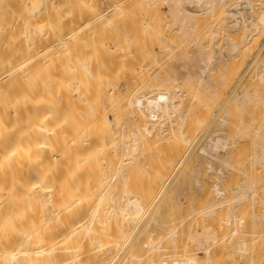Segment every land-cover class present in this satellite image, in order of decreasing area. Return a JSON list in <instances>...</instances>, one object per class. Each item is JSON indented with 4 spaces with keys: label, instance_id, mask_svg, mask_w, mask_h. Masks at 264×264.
<instances>
[{
    "label": "bare ground",
    "instance_id": "obj_1",
    "mask_svg": "<svg viewBox=\"0 0 264 264\" xmlns=\"http://www.w3.org/2000/svg\"><path fill=\"white\" fill-rule=\"evenodd\" d=\"M104 1L0 0V264H264V0Z\"/></svg>",
    "mask_w": 264,
    "mask_h": 264
},
{
    "label": "rangeland",
    "instance_id": "obj_2",
    "mask_svg": "<svg viewBox=\"0 0 264 264\" xmlns=\"http://www.w3.org/2000/svg\"><path fill=\"white\" fill-rule=\"evenodd\" d=\"M100 1H101V0H100ZM100 3L103 4V6H102V4L100 5V9H101L102 11H106V9H107V7H108V6H107L108 3L105 2V1L103 2V0H102V2H100ZM101 6H102V8H104V9H102ZM105 8H106V9H105ZM106 27H107V26H106ZM107 28H108V27H107ZM108 30H110L109 32H111V34L109 35V34H108L109 32L107 31V32H108L107 35H109V36L112 37V35L114 34V32H112V30H113L112 26H110V28H109ZM86 31H88V30H86ZM86 31H85V33H87ZM113 31H114V30H113ZM88 32H89V31H88ZM104 34L106 35V32H105ZM86 35H87V34H86ZM88 35H89V34H88ZM101 35H102V34H101ZM96 37H97V36H96ZM98 37L101 38L100 35H99ZM98 37H97V38H98ZM103 37H104V36H103ZM107 37H108V36H107ZM107 37H106L105 39H108ZM109 38H110V37H109ZM0 39H1V38H0ZM0 41H1V40H0ZM109 59H111V61L113 60L112 58H109ZM151 63H152V62H151ZM148 64H149V63H148ZM151 66H153V65H150V67H149V65H148L147 67L152 68ZM216 74H217V73H214V75H216ZM122 78H123V77H121V79H119V80L116 81V82H118V83H115V82H114L113 87H115V89H117V90H118V89H123V87L125 86L126 77H124L123 79H122ZM124 79H125V81H124ZM119 83H120V86H119ZM116 84H117V85H116ZM123 85H124V86H123ZM219 89H221V87L218 88V91H219V92H218V96H220V90H219ZM222 89H223V86H222ZM224 90H225V89H224ZM221 91H222V90H221ZM223 92H224V91H222V93H223ZM221 95H222V94H221ZM220 97H221V96H220ZM223 99H224V94L222 95L221 98H219V102H218L219 104H218V107L220 106L221 101H222ZM218 107H217V108H218ZM217 108H216V109H217ZM216 109H215V110H216ZM215 110H214V111H215ZM222 113H223V112H222ZM222 113H221V114H222ZM213 115H214V112L212 113V116H213ZM218 120H219V119H217L216 122L214 123V127H213L212 130H216V127L220 129L219 125L217 124ZM216 124H217V125H216ZM215 125H216V126H215ZM214 128H215V129H214ZM219 129H217V130H219ZM198 131L200 132V129H198ZM200 133H201V132H200ZM201 144H202V143H201ZM220 164H221V165H220ZM215 165H216V167H220V166H222V163L218 162V163H216ZM192 186H195V185H194V184H191V185L189 186V190H188V191H189L190 194H186V196H185V197H188V198L185 199V198L183 197V196L185 195V194H184V195H182V196L180 197L181 199H179L180 202L183 203V205H181L182 208H180L181 212L184 211L185 209H186L185 211H186L187 213H188L189 211L193 210L194 204H196V200L198 201L197 203H200V204H199V205L196 204L195 206H197V205H198V206H200V205L202 206V204L205 202V201L203 202V200H202L203 198L201 197V196H204V194L201 193V192H203V191L200 192V191H199L200 189H199L197 186H195L194 188H193ZM192 188H193V189H192ZM196 189H198V190H197V192H198V197L201 195V196H200V197H201L200 199H198V198L196 197V196H197V195H196L197 193L195 192ZM190 191H191V192H190ZM187 193H188V192H187ZM191 193H192V194H191ZM195 193H196V194H195ZM200 193H201V194H200ZM193 197H195L196 200H195V198H193ZM190 198H192V200H191ZM204 199H205V197H204ZM190 200H191V202H189ZM199 200H200V201H199ZM201 201H202L203 203H202ZM186 203H187V206H189V205L191 204V209H190V206H189V208H188V207L185 205ZM189 203H190V204H189ZM180 204H181V203H180ZM181 206H180V207H181ZM198 206H197V207H198ZM184 207H186V208L183 210ZM173 208H174V207H173ZM187 208H188V209H187ZM195 208H196V207H195ZM195 208H194V209H195ZM199 208H201V207H199ZM187 210H188V211H187ZM185 211H184V213H185ZM182 213H183V212H182ZM145 237H146V236H143V235H142V236L139 238V243H138V244L142 243V242L145 240ZM263 251H264V250H263ZM263 251H261V252L264 253ZM201 256H203V254H201Z\"/></svg>",
    "mask_w": 264,
    "mask_h": 264
}]
</instances>
